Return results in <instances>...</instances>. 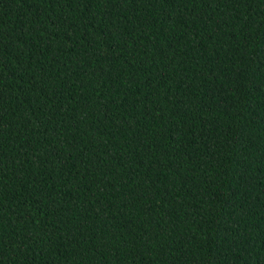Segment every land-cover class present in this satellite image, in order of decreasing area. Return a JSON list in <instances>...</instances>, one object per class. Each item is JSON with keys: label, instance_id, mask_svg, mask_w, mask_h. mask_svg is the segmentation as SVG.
<instances>
[{"label": "trees", "instance_id": "16d2710c", "mask_svg": "<svg viewBox=\"0 0 264 264\" xmlns=\"http://www.w3.org/2000/svg\"><path fill=\"white\" fill-rule=\"evenodd\" d=\"M0 264H264V0H0Z\"/></svg>", "mask_w": 264, "mask_h": 264}]
</instances>
